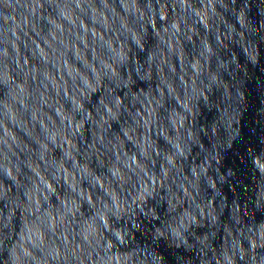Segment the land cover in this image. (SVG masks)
<instances>
[{
    "label": "water",
    "instance_id": "95a60500",
    "mask_svg": "<svg viewBox=\"0 0 264 264\" xmlns=\"http://www.w3.org/2000/svg\"><path fill=\"white\" fill-rule=\"evenodd\" d=\"M0 264H264V0H0Z\"/></svg>",
    "mask_w": 264,
    "mask_h": 264
}]
</instances>
